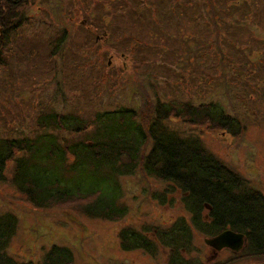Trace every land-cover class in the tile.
<instances>
[{"label":"rangeland","instance_id":"obj_1","mask_svg":"<svg viewBox=\"0 0 264 264\" xmlns=\"http://www.w3.org/2000/svg\"><path fill=\"white\" fill-rule=\"evenodd\" d=\"M27 1L22 25L1 53V137L33 136L35 119L44 112L89 118L94 111L128 108L146 124L157 101L215 103L237 119L236 134L182 117L167 125L183 136L197 135L219 161L264 194V0ZM12 166L7 163L0 182V213L18 217L7 250L12 258L38 261L54 244L69 248L74 264H168L163 244L150 256L124 252L119 243L125 229H166L188 217L178 194L168 206L152 199L166 185L141 167L121 177L126 214L110 221L81 215L76 203L33 208L13 186ZM204 239L192 234L183 253L190 264H252L231 251L213 250Z\"/></svg>","mask_w":264,"mask_h":264},{"label":"trees","instance_id":"obj_2","mask_svg":"<svg viewBox=\"0 0 264 264\" xmlns=\"http://www.w3.org/2000/svg\"><path fill=\"white\" fill-rule=\"evenodd\" d=\"M27 3L0 0L1 65L5 64L1 53L22 25L21 9ZM154 107L152 120L146 124L128 108L94 111L89 118L70 111L41 113L35 119L38 132L33 136H0V182L6 180L7 163L13 162L12 184L33 208L49 210L76 203L81 215L116 221L126 214L120 179L141 167L144 175L166 185L152 199L168 206L178 194L188 217L166 229L120 231L124 252L142 250L152 256L163 244L168 264H190L183 253L192 244L193 233L207 239L231 229L247 238L244 250L234 258L264 263L263 192L219 161L197 135L183 136L167 125L171 118L182 117L188 124H218L228 134H236L237 119L215 103L196 107L157 101ZM148 142L151 146L146 152ZM18 227L16 214L0 213V264H74L72 251L54 244L38 261L12 258L7 250Z\"/></svg>","mask_w":264,"mask_h":264},{"label":"water","instance_id":"obj_3","mask_svg":"<svg viewBox=\"0 0 264 264\" xmlns=\"http://www.w3.org/2000/svg\"><path fill=\"white\" fill-rule=\"evenodd\" d=\"M204 243L215 251L228 250L238 254L244 250L247 244V238L242 233L239 234L229 229L219 233L217 236L207 237V239H204Z\"/></svg>","mask_w":264,"mask_h":264}]
</instances>
